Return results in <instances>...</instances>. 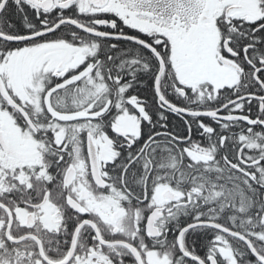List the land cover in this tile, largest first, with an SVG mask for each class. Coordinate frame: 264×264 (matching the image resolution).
<instances>
[{
  "label": "snow or ice",
  "instance_id": "1",
  "mask_svg": "<svg viewBox=\"0 0 264 264\" xmlns=\"http://www.w3.org/2000/svg\"><path fill=\"white\" fill-rule=\"evenodd\" d=\"M0 264H264V0H0Z\"/></svg>",
  "mask_w": 264,
  "mask_h": 264
}]
</instances>
